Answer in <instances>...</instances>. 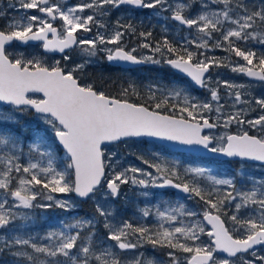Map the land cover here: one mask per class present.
Returning <instances> with one entry per match:
<instances>
[{
  "label": "snow or ice",
  "instance_id": "obj_1",
  "mask_svg": "<svg viewBox=\"0 0 264 264\" xmlns=\"http://www.w3.org/2000/svg\"><path fill=\"white\" fill-rule=\"evenodd\" d=\"M192 2L189 0L188 4L177 3L173 6L168 0H81L78 4L67 6L61 0H16L15 4L9 5L25 11L19 18H7L4 26L0 27V102H4V106H13L10 111L0 106V230L15 232L14 222L17 219H29L18 209L75 207L70 199H56L54 193H75L81 198L94 199L103 180L111 196L119 195L120 186L128 183L142 186L145 191L141 194L146 197L150 195L147 190L149 188L170 186L188 194L185 199L198 197L217 213L213 215L211 211L203 212L204 220L212 225V231L207 235L214 238L213 245L200 242V236L204 233L200 221L193 219L185 222L181 219L198 216L197 211L182 203L176 207H166L163 211L157 205L155 213L147 206L141 209L142 217L154 214L158 218L155 227L134 226L129 221L113 224L109 219L111 210L97 203L96 211L104 218V227L108 229L107 239L114 241L118 249H136L147 242L154 247L170 249L167 255L171 264H181L177 252L189 254L184 264H229L230 258L236 257L238 253L264 244V180H253L251 189L243 191L237 189L235 177L218 178L211 174L209 168L189 167L185 169L184 177L191 179H185L178 171V165L170 168L165 163L150 165L155 169V175L142 168L130 167L114 172L108 178L105 169L111 165L105 163V154L101 148L104 142L119 141L121 138L161 137L186 145L210 148L212 153H223L228 157L264 162V138L249 136L247 132L242 135H226L219 138L218 146L212 147L217 138L201 133L204 128L217 127L216 123H210L203 115L205 111L211 112L213 105L192 103L186 89H170L157 97L156 92L160 89L152 86L148 90L149 103L145 106L129 102V89H123L122 97L118 99L94 89L92 85L82 86L73 73L82 69L83 64L65 71L59 62L49 68L37 57L28 58L22 52L11 54L7 51L13 42L21 45L41 42L43 49L61 53L74 45L79 46L82 52L91 57L96 55L98 46L112 44L116 47L102 49L109 61L132 63H160L154 58L156 53L167 57L174 54L175 58H166L168 65L187 74L197 85L208 87L211 77L206 79L205 73L209 72L210 67L220 66L223 62L215 57L196 59L194 62L197 53L188 49L191 45L197 49H207L208 40L216 32L220 34V39L212 47L223 48L245 62L232 66V71L264 81V53L242 50L236 46L239 41L250 40L264 45V3L201 0V12L194 18H187L183 11ZM121 5L171 9L172 19L190 29L195 26L197 39L185 37L179 48L173 46L166 37L157 41L155 46L145 42L139 47L151 49L153 55L138 57L133 54L135 48L125 51L120 46L125 32H136L131 23L122 25L117 21L115 29L107 36L99 31L101 28L107 31V28L97 17L103 18L110 8H119ZM212 5L217 8L213 10ZM28 10H36L43 15H29ZM85 10H91V14H85ZM6 17L7 13L0 10V18ZM56 20L62 22L59 28L53 26ZM226 24L230 26L226 27ZM93 27L97 28L96 35L78 38V32L91 33ZM139 35L147 40L152 33L141 32ZM64 58L69 59L67 55ZM217 84L227 89L243 87L227 80L218 81ZM131 90L133 94L139 95L134 87ZM210 91L211 99L219 100L218 88H211ZM234 99L237 103L242 102L239 91L235 92ZM181 101L183 106H180ZM255 103L264 109V98L256 99ZM220 107H216L217 113ZM29 111H34L36 119L48 128L44 132L34 131L30 137H26L18 117ZM243 114V111L229 113L223 120L224 126L232 122L244 123L240 119ZM247 123L253 127H264V115ZM26 140L29 142L25 154L23 148ZM57 143L66 150L70 160L63 168H58L55 163ZM25 156L26 162L20 163ZM143 163L149 164V161L144 160ZM201 180L210 183L202 187ZM217 186H228L231 191L222 193ZM38 197L51 203L37 204ZM226 204L234 209L229 217L233 222V230L243 238H234L224 226L221 215L226 214L223 212ZM242 209L246 210V215L239 218ZM95 220L96 217L79 218L72 223L61 221L62 227L59 230L48 231L41 237H33L31 234L0 237V253L8 251L14 258V264H120L112 246L97 251L93 239L95 233L92 231ZM84 229L88 231L82 236L81 230ZM131 238H135V242ZM217 250L227 253L229 259L215 260L213 254ZM131 264H142V254Z\"/></svg>",
  "mask_w": 264,
  "mask_h": 264
},
{
  "label": "rangeland",
  "instance_id": "obj_2",
  "mask_svg": "<svg viewBox=\"0 0 264 264\" xmlns=\"http://www.w3.org/2000/svg\"><path fill=\"white\" fill-rule=\"evenodd\" d=\"M81 0H61V3L66 4L67 6H72L75 4L80 3ZM16 0H0V10H4L10 18L15 17L19 18L23 15V9L16 10L14 8L9 7L10 4H15ZM169 4L175 6L177 3H184L188 4L189 0H168ZM18 8V5H17ZM167 8V5H165ZM213 10L217 8L216 5H212ZM117 10V15L115 18H112V13ZM149 12V15H142L143 12ZM135 12L133 9L122 8H110L108 10L107 15L103 18L97 17V19L102 20L104 19L105 23L110 24L109 31L105 34L110 35L112 31L115 29L116 22L119 19L127 18V16H131L129 14ZM201 12V0H193L190 7L184 9L183 14L187 18H194L198 13ZM28 14H39L36 10H28ZM85 14H91V10H85ZM43 15V14H39ZM140 15L142 19V23L144 22L145 17H155L158 18V27L162 29L166 34L176 35L179 40L184 39L187 37L188 39H195L197 37L195 26H193L194 31L192 32H184L182 27L178 25L174 20L171 19L172 10H164L160 7L154 9H147L142 8L140 9ZM115 19V20H114ZM130 19V18H127ZM60 21V25H61ZM230 26L226 24V27ZM188 30V29H187ZM186 30V31H187ZM87 38V37H86ZM220 39V36L209 39L208 44L210 41H213V44L216 40ZM197 43L199 41L197 40ZM247 49H251L256 51L258 54L264 53V45L260 44L256 40H250L244 43ZM111 48L109 44L103 45V48ZM224 50L223 48H216L209 46L205 49L206 56L203 54L201 57L197 59H204V58H222V53H217L218 50ZM225 51V50H224ZM24 53L26 57L28 55H33V57H37L41 59L42 62L50 61L47 57L43 56V52L41 49L37 47L30 48L29 50L25 51L24 49H20L17 53ZM217 53V54H216ZM72 56H69V62H72ZM199 56V55H197ZM56 63V60L54 61ZM243 60H239L231 66L226 71H216L206 77H211V83L208 85V93H211V88H218L219 100L213 101L211 99V94L203 103H211L213 105V109L215 110L216 107H220V112L213 115L216 124H220L223 126V129L216 131L213 136L217 138L215 145L218 146L219 138L226 136L232 131L236 132L237 134H242L244 132L254 131V134L259 136L260 138H264V127L257 125L253 127L252 125L248 124L247 121L258 119L259 116L264 115V109H261L258 105H256L255 100L259 98H264V82H259L255 80H250L247 75L239 72L232 71V66H236L237 64H244ZM229 81L235 85H242L243 87H238L234 89H227L222 84L218 85V81ZM89 85V84H85ZM84 86V85H82ZM152 85H148L147 88L149 89ZM158 87V86H157ZM239 91L241 93V100L242 102L237 103L234 99L235 92ZM246 101V103L244 102ZM12 107H4L5 111H10ZM243 111V115L240 117L244 121V123H237L232 122L227 127L224 126L223 120L229 114L233 112ZM219 117V119H218ZM20 120V127L24 130L25 136L30 137L34 131L44 132L48 126L40 122L36 119V114H33L31 117L27 119H23V115H19ZM49 135L50 130H49ZM29 141L26 140L25 146L23 148L24 153L28 152L27 143ZM115 153L113 156L112 154ZM104 158L105 163L110 164L111 167H107V176L111 178L114 175V172L122 171L125 168L130 167H138L142 168L146 171H151L154 175L155 169L152 168L150 165L153 163H165L168 167H172L174 165H178V171L180 172L181 176L184 177L185 169L189 167H206L211 170V174L217 176L218 178H236V187L237 189H241L243 191H248L252 187L253 180L261 181L264 180V165L254 164V163H247V162H240L237 164L230 163L227 161L221 162H201V161H193L190 159L189 156L185 155H173L171 154L168 149L160 146L155 145L154 143L137 141V140H127L124 143L114 144L110 146H106L104 148ZM27 157H23L20 163L24 164L26 162ZM149 161V164H144L143 161ZM219 161V160H217ZM227 162V163H226ZM55 163L58 168H63L64 166L60 162L59 158L55 152ZM143 178V177H141ZM185 179H191V177H184ZM201 186L203 187L206 183H210L209 181L201 180ZM122 191L120 194L115 197L108 195V189L105 183L102 184L100 191L97 193L96 197L93 200L95 205L99 203L101 207L105 209H109L112 212V215L109 217L110 221L113 224H119L121 221H129L133 223L134 226L140 225H147L148 227H155L158 225V218L153 214L149 217H142L141 209L145 208L146 206L152 208L153 213H155V206H159L160 210H165L166 207H176L178 203L184 204L187 208L194 209L198 212V216L195 218L192 217H181V219L185 220V222L189 220H198L201 222L204 233L200 236V242L204 244H213L211 237L207 235L208 232L211 231V228L206 225L203 220V212L204 211H211L216 212L213 209L208 208L207 205L204 204L203 201H200L198 197L193 199H185L186 196H178V197H170L164 194L161 191H158L159 188H149L147 189L150 192L149 196H143L141 193L145 191L142 186L133 185L131 183L124 184L120 186ZM219 187L220 191L223 193L225 191H231V188L228 186H217ZM160 190V189H159ZM56 199L62 200H71V202L75 205V207L71 209H62L56 206L51 207L52 210L49 212L45 210H41V218L44 220H48L53 216L52 224L48 225L46 230H35L30 234L33 237H41L46 235L48 231L59 230L62 227L61 221L64 223H72L75 219H79L81 217L78 216V210L81 209L79 203L77 202L76 197L73 193H54L53 194ZM235 195V193H233ZM167 202V203H165ZM11 203V200H10ZM37 204L39 203H51L46 200H41L39 197L36 201ZM35 208V207H34ZM32 209H14L21 213H25L29 219H17L21 220L23 223H28L29 220H34L33 216L34 213L37 211ZM41 208V207H40ZM45 209V208H42ZM234 209L229 208L228 205H225L223 212L226 214H222L221 216L226 221L229 230L233 233L234 236L237 238H243L240 233H237L233 230V222L229 219V217L233 214ZM52 213V215H51ZM246 215V210L242 209L239 218H243ZM96 217L95 228L92 230L95 235L93 237L95 244L97 245V251L101 248H108L112 246V251L116 253L120 260V264H131L135 258L141 257L142 254V264H148V262H152V264H171V260L168 257L167 253L171 250L166 251L165 255H158L155 250L156 248L161 247H154L151 243H142L136 249L130 250H122L115 247L114 241H109L107 239L108 229L104 227V218L100 216H89L85 217V219H92ZM179 226V225H177ZM87 229L81 230V233ZM11 233L8 230H0V237L10 236ZM86 235V234H84ZM82 235V236H84ZM133 242H135V238H131ZM47 243V241H44ZM79 243V242H78ZM214 245V244H213ZM15 251V250H14ZM9 256L6 254L0 253V264H14V258L11 254L7 251ZM177 257L181 261V264H184L185 257L189 254L183 252H177ZM264 246L259 247L258 249H254L250 252L242 253L237 255L236 257L230 258L229 264H245V262L250 261L251 264H264ZM224 259H229V257L225 256H215V260L223 261Z\"/></svg>",
  "mask_w": 264,
  "mask_h": 264
},
{
  "label": "flooded vegetation",
  "instance_id": "obj_3",
  "mask_svg": "<svg viewBox=\"0 0 264 264\" xmlns=\"http://www.w3.org/2000/svg\"><path fill=\"white\" fill-rule=\"evenodd\" d=\"M122 8H128V9H133L135 12L129 14L131 16H127V18L124 19H119L120 24H129L131 23L135 29V33L131 32H125L124 37L122 38L120 42V46L124 47L125 51H129L133 48L136 49V51L133 53L134 55H137L138 57L141 56H146V55H153V52L149 48H142L139 47V45L148 42L151 43L153 46H155V43L159 40L158 39V33H159V27H158V18L151 17H145L144 22L142 23L141 15H140V9L142 8H136L132 5H121ZM117 15V10H115L112 13V18H115ZM142 15H149V12L145 10V12L142 13ZM7 18H10V16L7 14L6 18H0V27H3L4 24L6 23ZM115 20V19H114ZM101 22L106 25L107 31H105L104 28L99 29L100 33H106L109 31V26H111L108 23H105L104 19L101 20ZM178 24V23H177ZM179 25V24H178ZM53 26L59 28L60 27V21L56 20L53 22ZM116 27V26H115ZM123 31V29H121ZM183 29L184 32H192L194 31V28H189ZM141 32H151V39L148 38L145 40L144 37L140 36L139 33ZM97 33V28L93 27V31L91 33H84V32H78L77 36L78 38L80 37H87L91 38ZM171 35V34H169ZM173 38H175L177 41L183 43V39L179 40V38L176 35H172ZM220 36L219 33L214 32L212 35L211 39H214L216 37ZM197 39V37L195 38ZM244 41H239L237 42L236 46L239 47H244L246 49V45L244 44ZM111 48L116 47V45L109 44ZM213 41L209 42V46L212 47ZM37 47L42 50L43 56L47 57V59L50 61L48 62H43L45 66L51 68L56 66V63L59 62V66L63 68L65 71L70 70L72 68H75L76 65L78 64H83L84 67L77 72H74L73 75L77 77L78 82L81 85L89 84L94 87V89L98 91H104L106 95L113 96L115 98H121L122 97V91L123 89H129L127 86L128 85H135V86H143L145 89H148V85H152L160 91L156 92L157 97L162 96L163 94H166L167 90L174 89V88H182L186 89L189 96L192 98V103L197 104L200 102H204L211 93H208V87H195L190 78L176 69H174L172 66L168 65V75H166V67L161 66V60L166 58H175V55L173 54L171 57L167 56H161L159 53H156L154 55V58L159 60L160 63H151V62H144V63H139V64H134L131 66H126L122 64H117L113 63L112 61H109L107 59L106 53L102 50V46H98V50L95 56H88L86 53L81 51V48L79 46H75L74 48L70 49L69 51H66L64 54L59 55V54H50V53H45L43 51V47L41 46V42L39 43H31L28 45H21L18 42H14L11 47L7 48V51L11 54H16L17 51L20 49H24L25 51L29 50L30 48ZM189 51L197 53V55L194 57V62L197 58L201 57L203 54L204 56L207 55L205 53L204 48L197 49L195 45H191L188 49ZM70 56V55H76L75 57L72 56L71 61L66 60L64 57L65 56ZM234 56V55H233ZM33 57V55H28V58ZM56 60V63L54 61ZM239 60H242V58L235 57L229 64H233ZM228 63L221 64L220 66H213L210 67L208 75L215 73L216 71H226L229 69ZM223 66H228L225 70L222 69ZM207 75V76H208ZM158 86V87H157ZM149 90V89H148ZM136 92H140L139 90H136ZM130 93H133L132 90L130 89ZM149 102V101H148ZM172 102H175L173 100ZM134 103V102H133ZM145 106H147L145 104ZM180 106L182 105V101L180 103ZM166 111V110H165ZM170 114V113H169ZM215 114V110L213 109L211 112H203V115L208 118L210 123H216L214 122L215 119L213 115ZM187 118V117H185ZM199 115L197 116V119H199ZM223 129V126L220 124H217V128L215 130H209L205 131L204 135H213L216 131ZM245 133V132H244ZM250 134H254V131H249ZM231 134H237L236 132L232 131V133H229L227 135ZM243 134V133H242ZM215 142L216 140L213 141L212 147H215ZM171 154L173 155H185L189 156L190 158L191 155L193 154H187V153H181V152H173L171 150H168ZM194 160L193 161H201V162H209L208 160L204 161L206 157L202 156H197L194 155ZM211 162H221L219 159L215 158H210ZM219 160V161H217ZM230 163H240L241 161H227ZM226 162V163H227ZM160 189V190H159ZM158 191L163 192L167 196L170 197H178V196H185L181 194L178 189L174 187H164V188H159ZM120 191H122V188L120 187ZM170 250V249H168ZM167 250V251H168Z\"/></svg>",
  "mask_w": 264,
  "mask_h": 264
},
{
  "label": "trees",
  "instance_id": "obj_4",
  "mask_svg": "<svg viewBox=\"0 0 264 264\" xmlns=\"http://www.w3.org/2000/svg\"><path fill=\"white\" fill-rule=\"evenodd\" d=\"M247 3H255V4H261V3H264V0H246ZM167 38L173 46L179 48L180 47V42L177 41L175 38H173L172 35H169V34H166L162 29H159V33H158V41H162L164 38ZM151 39V37H149ZM242 50H247L244 49V47H241L239 46ZM217 53H222V58H217L215 56V58L221 60L223 62V64L225 63H230L236 56L232 53H229L227 51H224V50H218ZM216 53V54H217ZM181 54H183L182 50H181ZM234 55V56H233ZM166 62L163 60H161V66H165L167 69L166 71V75H168V65L165 64ZM228 66H223L222 69H226ZM134 87L135 90H139V95H135L133 93H130V89L131 87ZM129 88V92H128V96L127 98L129 99V101L131 102H134V103H142V104H146L148 105V99H147V96H148V89H145V87L143 86H135V85H128L127 86ZM7 108V107H6ZM34 113V111H29V112H26V113H23V119H27L28 117H31ZM142 141V140H141ZM144 141V140H143ZM144 142H148V141H144ZM124 142H120V144H122ZM151 143V142H150ZM156 145V144H155ZM56 155L57 157L59 158L60 162L62 163V165L65 167L68 163H70V160L68 159V155L66 154V152L58 145L57 143V146H56ZM192 158H190L191 160H194V155H191ZM208 161H210L211 159L210 158H204ZM72 175H73V172H72ZM15 186V181L13 182V187ZM74 195V193H73ZM75 196V195H74ZM76 197V196H75ZM77 199V198H76ZM77 202L79 203V206L81 207V209L78 210V216L81 217V218H85V217H89V216H99L98 212L96 211V205L95 203L93 202L92 199H89L88 201L86 202H82L80 201L79 199H77ZM37 212L34 213V220H29L28 223H23L21 222V220H16L14 222L15 226H16V231L15 232H12L10 234L11 235H16V234H19V235H25L27 236L28 234H30L31 232L35 231V230H39V231H42V230H46L48 228V225L49 224H52V219H53V216L51 218H49L48 220H44L41 218V210H45V211H51L52 208H45V209H42L40 207H35L34 208ZM52 215V213H51ZM87 231L88 230H85L81 233V235H84V234H87ZM16 250V249H13V251ZM168 250V248H156L155 252L158 254V255H165L166 254V251ZM2 254H6L7 256H9V254L7 253V251L3 252Z\"/></svg>",
  "mask_w": 264,
  "mask_h": 264
},
{
  "label": "water",
  "instance_id": "obj_5",
  "mask_svg": "<svg viewBox=\"0 0 264 264\" xmlns=\"http://www.w3.org/2000/svg\"><path fill=\"white\" fill-rule=\"evenodd\" d=\"M186 27H188V26H186ZM49 38L51 39L52 38V36H51V34L49 35ZM14 43V42H13ZM29 43H39V42H29ZM28 43V44H29ZM24 46V45H23ZM75 47V45L72 47V48H74ZM71 48V49H72ZM70 49H65V52L66 51H69ZM43 51L44 52H46V53H51V54H59V55H62V54H64V53H61V52H59V51H48V50H45V49H43ZM113 63H117V64H122V65H126V66H131V65H134V64H136V63H132V62H126V61H119V60H114V61H112ZM137 64H139V63H137ZM136 64V65H137ZM177 71H179V70H177ZM180 72V71H179ZM180 73H182V72H180ZM182 74H184V73H182ZM206 74L207 73H205V76H206ZM184 75H186L187 76V74H184ZM248 77V76H247ZM190 78V77H189ZM250 80H255V81H260L259 79H257V78H251V77H248ZM190 80H191V78H190ZM192 81V80H191ZM193 82V84L197 87V88H199V87H201L200 85H197L194 81H192ZM36 95H40V96H42V94H36ZM130 102V101H129ZM131 103H133V102H131ZM0 104H2V105H4V102H0ZM214 129V128H213ZM206 130H211V129H208V128H204L203 130H202V135H204V132L206 131ZM231 135H240V134H231ZM242 135V134H241ZM248 135L249 136H256V135H252V134H250V133H248ZM256 137H258V136H256ZM258 138H260V137H258ZM126 140H147V141H150V142H154V143H157V144H159V145H161V146H164V147H166L167 149H169V150H171V151H173V152H183V153H189V154H194V155H198V156H204V157H212V158H218V159H221V160H240V161H245V162H251V163H257V164H262V165H264V162H261V161H256V160H251V159H247V158H240V157H228V156H226L225 154H223V153H212L211 151H210V148L209 149H205V148H203L202 146H199V145H186V144H182V143H180V142H178V141H170V140H167V139H165V138H161V137H149V136H143V137H129V138H121V140H119V141H114V142H104L102 145H101V148H102V151H104V148L106 147V146H110V145H113V144H117V143H120V142H123V141H126ZM58 145H59V143H58ZM62 149H63V147H62V145H59ZM64 150V149H63ZM65 152H66V150H64ZM105 160V159H104ZM105 172L107 173V170L105 169ZM103 180H102V182H101V185L103 184ZM178 191L180 192V193H182L179 189H178ZM182 194H184V195H188V194H186V193H182ZM74 195L76 196V198H78L80 201H82V202H86V201H88L90 198H81V197H78L75 193H74ZM116 196H118V195H116ZM212 214L213 215H216L217 213H215V212H212ZM204 219V218H203ZM221 220H223L224 221V226L228 229V226H227V224H226V222H225V220H224V218L221 216ZM204 222L211 228V231H212V225L211 224H209L206 220H204ZM229 230V229H228ZM230 232V231H229ZM231 233V232H230ZM232 234V233H231ZM233 235V234H232ZM234 236V235H233ZM234 238H237V237H235L234 236ZM212 242H213V244H214V238L212 239ZM264 244H261V245H255V246H253V248L252 249H249L247 252H249V251H251V250H253V249H256V248H258V247H260V246H263ZM244 253H246V252H244ZM215 254H218V255H225V256H228V254L227 253H225V252H223L222 250H217L216 252H214V257H215ZM239 254H241V253H238L237 255H239Z\"/></svg>",
  "mask_w": 264,
  "mask_h": 264
}]
</instances>
